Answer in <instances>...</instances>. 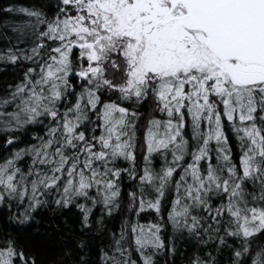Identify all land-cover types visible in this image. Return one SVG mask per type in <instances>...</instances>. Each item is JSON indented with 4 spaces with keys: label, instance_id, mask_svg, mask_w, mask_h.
I'll list each match as a JSON object with an SVG mask.
<instances>
[{
    "label": "snow or ice",
    "instance_id": "1",
    "mask_svg": "<svg viewBox=\"0 0 264 264\" xmlns=\"http://www.w3.org/2000/svg\"><path fill=\"white\" fill-rule=\"evenodd\" d=\"M0 215L76 209L63 264H264V0L2 9ZM0 228V264H40Z\"/></svg>",
    "mask_w": 264,
    "mask_h": 264
},
{
    "label": "trees",
    "instance_id": "2",
    "mask_svg": "<svg viewBox=\"0 0 264 264\" xmlns=\"http://www.w3.org/2000/svg\"><path fill=\"white\" fill-rule=\"evenodd\" d=\"M34 0H0V25L6 21L15 22V14H5L2 9L10 5L29 6ZM11 78L10 71L0 69V84ZM34 219L25 225L8 224L7 218L0 215V228L7 226L9 229L22 227L28 229L21 235L23 242L34 250L40 264H63L64 251L72 247L70 230L78 228L76 223V209L57 210L53 205L51 210L45 208L34 214ZM177 264L181 258L177 257Z\"/></svg>",
    "mask_w": 264,
    "mask_h": 264
}]
</instances>
